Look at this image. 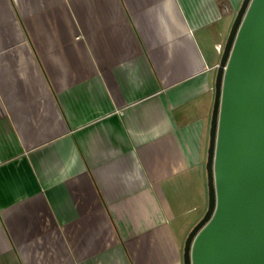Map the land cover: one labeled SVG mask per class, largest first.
<instances>
[{"label": "crops", "instance_id": "0c3cea01", "mask_svg": "<svg viewBox=\"0 0 264 264\" xmlns=\"http://www.w3.org/2000/svg\"><path fill=\"white\" fill-rule=\"evenodd\" d=\"M241 3L0 0V264H184Z\"/></svg>", "mask_w": 264, "mask_h": 264}, {"label": "water", "instance_id": "95a60500", "mask_svg": "<svg viewBox=\"0 0 264 264\" xmlns=\"http://www.w3.org/2000/svg\"><path fill=\"white\" fill-rule=\"evenodd\" d=\"M215 82L208 207L184 264H264V0H242Z\"/></svg>", "mask_w": 264, "mask_h": 264}, {"label": "rangeland", "instance_id": "374dc122", "mask_svg": "<svg viewBox=\"0 0 264 264\" xmlns=\"http://www.w3.org/2000/svg\"><path fill=\"white\" fill-rule=\"evenodd\" d=\"M238 11V10H237ZM237 11H236V13H237ZM236 13H235V15L234 16H236ZM235 18V17H234Z\"/></svg>", "mask_w": 264, "mask_h": 264}]
</instances>
